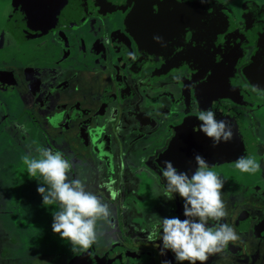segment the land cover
<instances>
[{
  "label": "flooded vegetation",
  "instance_id": "1",
  "mask_svg": "<svg viewBox=\"0 0 264 264\" xmlns=\"http://www.w3.org/2000/svg\"><path fill=\"white\" fill-rule=\"evenodd\" d=\"M13 1L17 3L15 11L10 13V15H14L13 29L10 32L6 30L7 33L2 35L9 37L8 41L5 39L9 52L15 48L21 50V47H24V49L35 51L36 54L43 53L47 57V61L44 63L48 65L49 60H53V64L52 68L44 66L46 69L29 75L26 80L24 75L23 77L13 75L16 70L13 66L14 63H17V57L11 58L9 62L1 61V76L6 79V84L3 85L4 87H13L19 97L23 96L22 90L28 89L31 97L28 111L37 110L39 112L37 124L39 126L52 124L55 127L54 136L59 134L54 137L55 139L50 140H59L60 142L68 140L69 142L66 141L67 143L64 144L66 146L72 144L73 148H68L71 153L82 147L78 143L84 141L85 143L82 144H90V149L96 148L99 143L92 144L91 147L89 132L87 131V136L84 135L86 128L93 124L101 125L100 122L102 120L105 122L107 116L113 119L115 117L118 121V113H122V111L129 114L139 100V94L142 97L146 95L145 106L148 110L150 107L147 103L153 105L152 109H162L166 102L170 104L169 107L167 106V115L162 116V120L155 130L154 125L142 114L131 112L129 115L131 116L128 117V119L130 118L129 122L132 123L135 132L143 133L147 138L149 142L147 144H150L153 156L150 157L149 163H140V166L143 165L142 168L137 170L136 167V174L133 177L136 181L138 178V185L133 192L129 193L130 187L123 183L121 185L123 197L127 198L128 202L137 203V200L144 199L140 195L142 194L141 179L144 176L149 177L157 190L160 210L157 207L153 208L148 216H144L143 222L129 220L135 227V233L120 235V238L113 239L111 242L94 240V245L91 246L94 254L100 256V259L105 256L102 260L108 259L112 252L125 255L120 264H184L181 260L184 254L183 261L187 258L194 259L199 254L200 264H219L220 261L223 264H264V200L261 199L260 194L257 196L261 198L251 194L253 185L246 183L244 185L240 181L229 182L223 177L224 175L220 174H208L206 178L202 174L198 183L191 182L190 169L193 162L208 157L209 152L224 151L236 141L229 139L228 145L224 148L221 144L218 150L208 151L201 156L195 154L197 156L195 158L187 155L192 148H185V150L184 147H178L177 149L174 144L175 129L180 125H185L191 126V131L194 129L193 133L188 134L189 138L192 137L194 141V149H198L199 146H219V144L210 145L208 139L204 138L205 135L216 138V134L214 135L212 130L219 131L218 125L209 121L212 115L210 109L214 107L222 114L232 113V117L226 116L232 119H234L235 113H238L241 114L244 121L243 128L254 137L257 157L260 158L261 167L264 168V0H119L111 12L107 11L108 1L99 0L98 8H102V10H99L96 17L100 21L102 19L104 22L119 21L120 24H123L121 30H114V41L105 39V46L99 45L100 40L92 41L95 52L96 49L103 48L102 59L91 57L89 52L73 51V45L69 41L93 19L92 8L97 6V0H84L83 2L82 0H73L72 13L65 5V11L59 14L57 10H59L61 0H44L42 3H39V0H12L11 2ZM149 1L150 4H148ZM84 2H86L85 6ZM156 5L171 10L168 22L149 21L146 12H144L145 15L142 14V10L147 11L148 8L151 9ZM82 6L87 12L85 22L79 18ZM96 11L97 9H95ZM180 11H182L181 15L178 13ZM22 15L30 17L31 22L21 19ZM57 15L64 20L62 23H55ZM70 17L72 19L69 21ZM182 18L199 22L200 25L211 28H215L217 23H221L227 26V30L232 34L227 37L224 45L219 43L220 50L213 51L215 59L206 56V52L203 51L201 55L193 53L197 61L191 60L192 54L187 47L190 45H183V53L181 50L179 53L170 54V59L164 61L159 67L153 65L157 69L163 66L162 68L170 70L174 63L172 75L167 72L168 75L154 76L145 81L140 80L138 84L133 78V73L135 68L140 69L139 66L143 64L144 56L141 55L140 60L133 64L135 61L134 51H129L128 53H131V60H129L127 48L131 43L126 40L127 30L137 34L139 40L144 43L143 52L159 54L172 47L177 41L174 27L180 23ZM120 31H122L121 34ZM68 44L72 48H69ZM66 47L69 49L65 50ZM68 50L69 53H67ZM100 56L101 54L98 55V57ZM79 58L82 60L77 63ZM30 62L24 67L40 68L32 63L33 60ZM219 64L223 65L222 68H227V71L232 69L230 73L236 84L234 91L239 88V84L242 91H245L251 100L256 101V105H260L259 107L242 109L238 105L234 111L235 106L229 110L222 107V103H206L204 98L199 97L198 92L201 95L204 89L202 86L211 78L210 72ZM76 68L80 70L77 73L75 72ZM138 72L140 73V71ZM81 73L90 75L89 78H92L93 83H97V80L103 81V86L99 87L100 89L96 88L97 86L88 83L89 78L83 79L80 76ZM173 82L174 87L179 86L186 97L181 101L178 100L175 108L177 112L171 107L172 98L170 93V96L168 95V92L173 90L171 89ZM156 86L158 88H155ZM58 93H63L65 101L56 105L55 108L52 101ZM111 93L114 95L123 93L126 96H122L118 100L115 99L117 103L113 106L109 107V103H107L102 108L104 113L101 118H98L97 112L102 98H114V96H110ZM157 93L158 96L161 94L160 99L154 98ZM134 94L136 97L133 96ZM229 94L237 97L233 92ZM121 103L126 104L127 108L120 109ZM42 106L43 110L40 109ZM51 113L59 114V119L57 120L58 115L52 118ZM46 114L49 119L44 116ZM199 115L203 116L205 122L202 123L204 128L199 129L200 131L195 128V125H201ZM226 117L219 116L216 120L217 123ZM232 119L230 121H233ZM164 120L170 121L163 122ZM182 120L185 122L183 123ZM121 121L122 119L119 122L121 123ZM61 122L63 125L59 124ZM168 122L173 125H169ZM226 124L229 125L230 122ZM139 125H143V127L137 129ZM206 129H210V131L206 133L204 131ZM69 131L83 132L84 134L80 133V137H78L80 140L74 134V138L71 140ZM182 132L187 133L186 131ZM236 133H241V130ZM188 135L186 136L188 137ZM240 136L241 134L237 137V141ZM122 137L126 143L123 151L126 152L127 158L131 150L127 143L129 134L126 137L127 140L125 136ZM122 137L119 136V139L122 140ZM154 141L157 142L154 143ZM101 142L105 143L103 140ZM164 146L167 147L166 158L155 162L154 159L166 153ZM156 155L158 157H155ZM263 168L261 177L264 180ZM260 181H262L261 178ZM235 186H237L236 189ZM108 195L104 197V204H106L105 201H108ZM172 217L175 219L171 220ZM133 218L137 219L134 216ZM125 220L121 219L118 224H121L122 227V231L118 230L120 233H125L128 229ZM83 225L84 223L81 222L80 226L76 228V230L79 229V238L82 240L85 235ZM148 232L149 234H147ZM151 232H156L158 236L154 234L145 241L146 235L142 233L151 235ZM101 243L106 246L111 243L112 251L107 252L108 248L105 250L106 246H100ZM84 246L86 244L82 243L83 251ZM101 247L103 248L101 249ZM172 247L180 249L181 252L179 256L176 253V257H174L176 262L173 261L170 254ZM74 251L66 254L71 255L67 260L72 258V255H78L79 250L75 249ZM210 251L211 253H209ZM129 254H131L130 257H128ZM108 264L117 263L110 260ZM185 264H189V262Z\"/></svg>",
  "mask_w": 264,
  "mask_h": 264
},
{
  "label": "rangeland",
  "instance_id": "2",
  "mask_svg": "<svg viewBox=\"0 0 264 264\" xmlns=\"http://www.w3.org/2000/svg\"><path fill=\"white\" fill-rule=\"evenodd\" d=\"M11 1L0 0V63L1 61L9 62L11 58L14 57L15 59L17 57V63H14L13 66L16 69L13 75H21L22 77L24 75L27 80L29 75L46 69L44 66H51L52 68L53 60H49L50 63L47 65L44 63L47 61L46 55H43V53L36 54L35 51L24 49V47H21V50L15 48V50L9 52L5 41V39L8 41L9 37L2 35L7 33L6 30L10 32L13 29L14 15H10V13L15 11L17 3ZM106 1L109 4L108 10H106L109 12L113 11L115 9L114 5L119 2V0ZM99 3L100 1L97 0V6L92 8L93 19L89 21V24L77 36H73L72 40H69L73 48L70 47V44L68 46L73 51L89 52L91 57L102 59L103 48L101 49L102 51L96 49L95 52L92 47V41L100 40L99 45L105 46V39L114 41V30H121L123 24H120L119 21L104 22L103 19L100 21L96 17V14H99V10H102V8H98ZM148 4H150V1ZM65 5L72 13L73 0H61L59 2V10H57L58 14L65 11ZM84 9L82 6L79 15L83 22L87 20V12ZM95 9H97L96 12ZM141 12L144 15V12H146V17L149 21L163 23L169 21L168 16L171 10L156 5L151 9L148 8L147 11L142 10ZM178 13L181 15L182 11ZM20 17L29 23L31 22L30 17L27 18L25 15ZM71 19L70 17L68 20L70 21ZM63 21L59 15L56 16L55 23H62ZM179 22L174 27L177 41L170 47L173 49L167 48L159 54L156 52H150V54H147L146 51L143 52L144 43L139 40L137 34L127 30L126 40L131 43L127 48V53L134 51L135 61L133 64L140 60L141 55L142 57L144 56V59L142 58L143 64L139 66L140 69L135 68L133 73V78L136 79L138 84L140 80H149L154 76L162 77L167 72L172 75L174 63L170 70L162 68L163 66L159 69L154 68V66L158 65L159 67L164 61L170 59V54L179 53L181 50L183 53V45H190L187 47L190 50V54H192L191 60L197 61L193 53L201 55L205 51L206 56L214 57L213 51L216 49L220 50L221 48L218 45H224L227 37L232 34L227 30V26L221 23H217L215 28H211L185 18H182ZM69 48L66 47L64 49L67 50ZM67 53H69V50ZM99 54H101L100 57H98ZM128 56H130L129 60H131V53H128ZM212 59H215V57ZM31 60L34 61L32 62L35 63L34 65H38L42 69L25 68L24 66L31 63ZM81 60L82 58H79L77 63H80L79 61ZM222 66L219 64L217 68H213V72H210L211 78L202 86L204 87L201 92L203 96L198 92L199 97L201 99L204 98L206 103H222V107L229 110L235 106V111L238 105L241 108L249 105L250 109H254V106L249 101H246L244 106H242L238 97L231 96L228 93L227 84L233 82V76L230 73L232 69L227 71V68H222ZM78 71L80 70L76 68L75 72L77 73ZM1 72L2 70H0V264H62V262L63 264H108L110 260L120 264L125 255L112 252L109 254L108 259L105 260H102L105 256L101 259L100 256H96L94 251L91 250L94 240L111 242L113 239L120 238V235H129L130 232L135 233V227L129 220L143 222L144 216H148L153 208L157 207L158 210L161 208L160 201L157 198V190L154 188L152 180H149L150 178L147 176L141 179L140 188L142 194L140 195L144 198L142 201L137 200V203L128 202L127 198L122 195V183L130 187L129 193L133 192L138 185V178H136V181L134 180L135 177H133L136 174V167L137 170L142 168L143 165L140 166V163H149L150 157L153 156V150L150 144H147L149 143L147 138L143 133L135 132L128 117H131L129 116L131 112L142 114L154 125L155 130L159 126L162 116L167 115V106L169 107L170 104L166 102L162 109H152L153 105L147 103L148 107H150L148 110L145 106L146 95L142 97L138 93L140 97L132 107L133 111L129 114L122 111V113L118 114L116 123L115 117L112 120V123H115L113 126L115 130L113 131L116 136H125L126 139L129 134L127 143L130 147L129 149H131L129 151L130 154L126 158V152L123 151L126 145L124 137H122V140H116L114 135L108 134V137L118 147V150L112 153V160L109 161L104 156L99 155L97 151H93V148L90 149V144H82L85 141L78 143L82 147L71 153L68 148H73L72 144H69V146L64 144L69 142L68 140H66L67 142L50 140L59 136V134L54 136L55 127L51 124L40 126L37 124L39 122V112L37 110L28 111L31 105L28 89L22 90L23 96L19 97L13 87H4L3 84H6V79L1 76ZM80 76L85 79L89 78L90 75L81 73ZM96 82L93 83L92 78H89L88 83L97 86L96 88L98 89L104 84L101 80ZM86 86L88 85L86 84ZM139 87L141 86L139 85ZM155 88H158V86ZM171 89H173L172 92H168L171 98L177 101L186 99L184 97L185 93H182L181 88L179 86L174 87V82ZM110 96H114L111 99L118 100L126 95L122 93V95L112 94ZM154 98L160 99L161 94L158 96L157 93ZM244 98L247 99L246 96ZM107 100L102 98V103H100L99 111L97 112L98 118H101L104 113L102 108L107 105ZM63 101H65L63 93H58L53 98L52 104L56 108V105H60ZM124 108H127L126 104L121 103L120 109ZM40 109L43 110V106ZM210 111L212 115L209 121L212 124L216 123L219 131L217 129L212 130V133L216 134V138H211L208 135L204 136V138L208 139L209 144L227 145L229 139L236 142L224 151L209 152L207 154L208 157L200 158L193 162L190 169L191 182L196 181L195 183H198L202 174L205 175V178L208 174H220L224 175L223 177L229 182L240 181L244 185L245 183L252 184L253 190L251 194L255 196L260 194L262 198L257 197L264 200V180L261 177L263 167H261L260 158L257 157V149L253 142L254 137L243 128L242 123L244 121L241 118V114L235 113V117L232 119L229 118L233 116L232 113L222 114L214 107ZM57 115L58 120L60 115L51 113L52 118ZM44 116L48 118V114ZM199 116L200 123H205L203 116ZM219 116L229 117L221 119L217 123L216 120ZM181 117L183 118V116ZM231 119L233 121H230ZM259 119L257 120L261 121ZM166 121L170 120H164L163 122ZM228 122L230 124L225 125ZM59 124L63 125V122ZM169 125H173V123L171 124L170 122ZM238 126L240 127L239 130ZM142 127L143 125H139L137 129ZM240 130L241 136L237 141V137L240 134L236 132H240ZM87 131L90 132L88 137H92L97 132V129L96 127L93 128L92 125L86 128L85 134L83 132L80 133L87 136ZM204 131L208 133L210 129ZM69 133L72 135L69 137L71 140L74 138V134L77 139L80 137V133L76 131H69ZM98 140H103L102 135L98 137ZM156 142L154 141V143ZM61 145H64V147H61ZM164 149L166 151L167 147L164 146ZM165 156H167V151L159 157L157 155V159H154V157L153 159L155 162H159L166 158ZM260 178L262 181H260ZM234 185L239 186L238 184ZM237 186H235V189ZM107 194H109L107 197L109 202L105 201L106 204H104V197ZM3 198H6V200H3ZM134 204L136 205L134 206ZM132 215L137 219L134 220ZM121 219L125 220L126 226H128L125 233L119 232L122 231L121 224L118 225ZM174 219L175 217L171 218V220ZM81 222L84 223L83 232L85 231L83 240L79 238V229L76 230ZM165 232L167 233V231ZM142 234L146 235L145 241L154 234L158 236L156 232H151V235H147L149 232ZM82 243L86 244L84 251ZM102 244L100 246H106ZM107 245L105 250L108 248L107 252H111V243ZM75 249H78L79 253H83H78L76 256L72 255V258L67 260L71 255L66 254L75 252ZM98 249L100 248L98 247ZM170 252L173 261H175L176 253L178 256L181 254L180 249L178 250L176 247H172ZM184 258L185 254L181 259L184 264L186 262H189V264H200L199 254L194 259L187 258L183 261ZM219 264H223V262L220 261Z\"/></svg>",
  "mask_w": 264,
  "mask_h": 264
},
{
  "label": "water",
  "instance_id": "3",
  "mask_svg": "<svg viewBox=\"0 0 264 264\" xmlns=\"http://www.w3.org/2000/svg\"><path fill=\"white\" fill-rule=\"evenodd\" d=\"M44 0H39L38 2L40 3H42ZM51 1V0H50ZM196 71V70H195ZM168 75V74H167ZM166 80V79H165ZM235 86H236V84H235V82H234V80H233V82L232 83H228L227 84V89H228V93H230V92H233V94H235V95H237V97L239 98V100H240V102L239 103H241L242 104V106H244V104L246 103V101H249L253 106H254V108H256V107H258L257 105H256V101H253V100H251L250 99V97L247 95V93L245 92V91H242V89H241V86L238 84V87L239 88H237V90L236 91H234V89H235ZM244 96H246V98L247 99H245L244 98ZM177 100H175V99H173L172 98V103H171V107L172 108H174L173 110L175 111V112H177V110H175V108H176V105H177ZM107 103H109V107L112 105H115L116 103H117V101L115 100V99H108L107 101H106V104ZM197 105V104H196ZM242 109H250L249 108V105H246L245 107H243ZM171 111H172V109H171ZM119 114V113H118ZM118 119V118H117ZM112 120H113V118H111L110 116H107L106 118H105V122H100V123H102L101 125H96V124H93L94 125V127L93 128H95L96 127V129H97V132L96 133H94L93 135H92V137H90V141H91V144H96V143H99V144H97L96 145V148H93L92 150L93 151H97V153L99 154V155H102V156H104L105 157V159L107 160H109V161H111L112 160V153H115V151H117L118 150V147H117V145H115L114 144V142H113V140L112 139H110L109 137H108V134H112V135H114L115 137H116V140H120L119 139V136H116V133L113 131V130H115V129H113V126L115 125V123L117 122V121H115V123H112ZM135 121H136V119H135ZM52 125V124H51ZM203 124H197V125H195V128H197L198 130L199 129H203L204 127L202 126ZM191 126H185V125H180L179 127H177L176 129H175V135H176V138H175V141H174V144H175V147H177V149H178V147H180V148H183L184 147V149L186 148H188V149H191V151H190V153L189 154H187V155H189L191 158H195V157H197L195 154H199L200 156L201 155H203V154H205V153H207L208 151H215V150H218L219 148H220V146H221V144H219V146L217 145L216 147H214V146H211V147H209V146H207V147H203V146H199L198 147V149H194L195 147V145H194V141H193V139H192V137H190L189 138V135L188 134H191V133H193L194 131V129L191 131V129L192 128H190ZM196 129V130H197ZM107 130H108V132H107ZM133 130V129H132ZM131 130V131H132ZM190 130V132H188ZM195 130V131H196ZM130 131V132H131ZM182 131H186L187 133H185V132H182ZM200 131V130H199ZM89 132V131H88ZM129 132V133H130ZM90 133V132H89ZM180 133H182V136H180ZM240 134V133H239ZM101 135H102V139H103V141L106 143H104V144H102V140L100 141V140H98V137H101ZM186 135H188V137L186 136ZM105 136H107V138H105ZM181 137V138H180ZM228 145V144H227ZM227 145H224V144H222V146H223V148L225 147V146H227ZM154 147V146H153ZM155 148V147H154ZM185 149V150H186ZM91 153H93V152H91ZM94 154V153H93ZM95 155V154H94ZM155 157H157V155L155 156Z\"/></svg>",
  "mask_w": 264,
  "mask_h": 264
},
{
  "label": "crops",
  "instance_id": "4",
  "mask_svg": "<svg viewBox=\"0 0 264 264\" xmlns=\"http://www.w3.org/2000/svg\"><path fill=\"white\" fill-rule=\"evenodd\" d=\"M3 200H6V198H3ZM3 200H2V201H3Z\"/></svg>",
  "mask_w": 264,
  "mask_h": 264
}]
</instances>
